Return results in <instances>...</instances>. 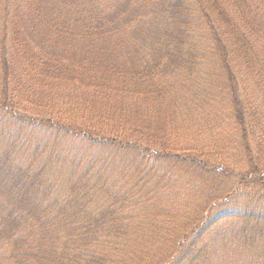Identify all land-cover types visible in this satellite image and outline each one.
Listing matches in <instances>:
<instances>
[{"label":"trees","instance_id":"1","mask_svg":"<svg viewBox=\"0 0 264 264\" xmlns=\"http://www.w3.org/2000/svg\"><path fill=\"white\" fill-rule=\"evenodd\" d=\"M0 264H264V0H0Z\"/></svg>","mask_w":264,"mask_h":264},{"label":"rangeland","instance_id":"2","mask_svg":"<svg viewBox=\"0 0 264 264\" xmlns=\"http://www.w3.org/2000/svg\"><path fill=\"white\" fill-rule=\"evenodd\" d=\"M243 95L248 96L247 98H250V96H253V90L250 88V85H247L243 88ZM256 99V98H255ZM219 108H222V110L225 109V106L219 105ZM195 109V107L193 108ZM224 111L218 112L219 114H222ZM189 117L193 120V130L194 135L193 136H186L185 140L188 142H193V145H195V148L198 147H204L207 148L211 152L218 151L217 149L224 151H221L220 153H223L221 157L223 156L226 160H228L230 163L233 164L235 159L238 158V154L234 151H231V145L236 142V134L235 132L231 131V129L228 128L227 125L222 124L224 130H220V126H214L213 124H205V123H199L198 121L195 122V110L194 112L188 113ZM228 115V112H226V117ZM217 120H222L224 116H217ZM213 122V120L211 121ZM230 126V125H229ZM232 127V126H231ZM232 142V143H231ZM230 144V146H229ZM217 157V156H216ZM240 157V156H239ZM233 161V162H232ZM242 170L244 171V167H242ZM233 184H237V181ZM242 190V194L239 195L240 203L245 201V197L252 195V188L251 187H244Z\"/></svg>","mask_w":264,"mask_h":264}]
</instances>
